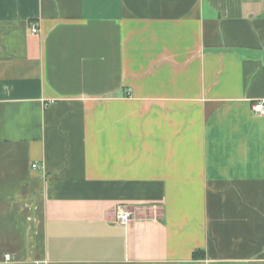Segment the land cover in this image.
I'll return each instance as SVG.
<instances>
[{
	"label": "crops",
	"instance_id": "0c3cea01",
	"mask_svg": "<svg viewBox=\"0 0 264 264\" xmlns=\"http://www.w3.org/2000/svg\"><path fill=\"white\" fill-rule=\"evenodd\" d=\"M256 100L264 0H0V264H264Z\"/></svg>",
	"mask_w": 264,
	"mask_h": 264
},
{
	"label": "built area",
	"instance_id": "2783aa9c",
	"mask_svg": "<svg viewBox=\"0 0 264 264\" xmlns=\"http://www.w3.org/2000/svg\"><path fill=\"white\" fill-rule=\"evenodd\" d=\"M31 33H37L38 26L36 23L30 24ZM251 110L254 114L264 115V102L263 100H256L251 104ZM32 168H37L36 164L31 165ZM131 213L123 207H117L116 209V220L120 224H126L130 219Z\"/></svg>",
	"mask_w": 264,
	"mask_h": 264
}]
</instances>
